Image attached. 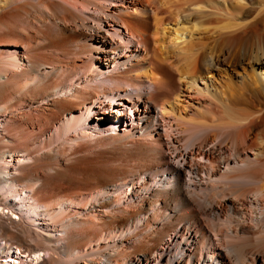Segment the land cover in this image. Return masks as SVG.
<instances>
[{"label":"bare ground","instance_id":"bare-ground-1","mask_svg":"<svg viewBox=\"0 0 264 264\" xmlns=\"http://www.w3.org/2000/svg\"><path fill=\"white\" fill-rule=\"evenodd\" d=\"M0 193V264H264V0H0Z\"/></svg>","mask_w":264,"mask_h":264},{"label":"rangeland","instance_id":"rangeland-1","mask_svg":"<svg viewBox=\"0 0 264 264\" xmlns=\"http://www.w3.org/2000/svg\"><path fill=\"white\" fill-rule=\"evenodd\" d=\"M92 122H94V124H95L96 120L94 119ZM120 126H121V124H120ZM0 197H2L1 193H0ZM3 208H1V204H0V210L3 209V210H5V212L8 211L5 207H3ZM12 214H13V217L16 216V215H14L15 213H12ZM17 251H18V249H16V251H11L10 250V254H9V257L7 258V262L15 263L19 259L26 260L28 262H32L33 261L34 252L31 253V254H28V252H23L22 250H20V253H19V251L18 252ZM39 253L41 254V256L45 255L44 251H39ZM41 259H42V257L39 259V261H41Z\"/></svg>","mask_w":264,"mask_h":264}]
</instances>
